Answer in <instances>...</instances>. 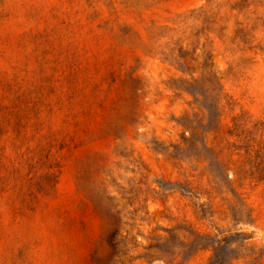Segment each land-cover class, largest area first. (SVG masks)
Here are the masks:
<instances>
[{
	"label": "rangeland",
	"instance_id": "rangeland-1",
	"mask_svg": "<svg viewBox=\"0 0 264 264\" xmlns=\"http://www.w3.org/2000/svg\"><path fill=\"white\" fill-rule=\"evenodd\" d=\"M0 264H264V0H0Z\"/></svg>",
	"mask_w": 264,
	"mask_h": 264
}]
</instances>
